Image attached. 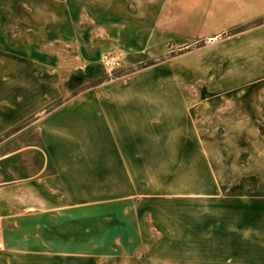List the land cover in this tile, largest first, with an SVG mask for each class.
<instances>
[{"label": "crops", "instance_id": "crops-1", "mask_svg": "<svg viewBox=\"0 0 264 264\" xmlns=\"http://www.w3.org/2000/svg\"><path fill=\"white\" fill-rule=\"evenodd\" d=\"M260 20L264 0H0V264L98 262L44 238L74 236L108 152L195 157L180 264H264V23L238 30Z\"/></svg>", "mask_w": 264, "mask_h": 264}, {"label": "rangeland", "instance_id": "rangeland-1", "mask_svg": "<svg viewBox=\"0 0 264 264\" xmlns=\"http://www.w3.org/2000/svg\"><path fill=\"white\" fill-rule=\"evenodd\" d=\"M152 63L146 61L140 68ZM118 153L120 157L107 153L106 188L85 190L88 195L78 200L91 203L75 204L74 236L44 239L58 246L74 245L76 255L81 256L88 246L96 245L101 250L96 264H180L179 253L167 250L180 243L179 213L193 206L180 203L194 197L189 188L194 185V174L180 168L195 164V157L189 152ZM120 161L124 169L121 182L115 171Z\"/></svg>", "mask_w": 264, "mask_h": 264}, {"label": "built area", "instance_id": "built-area-1", "mask_svg": "<svg viewBox=\"0 0 264 264\" xmlns=\"http://www.w3.org/2000/svg\"><path fill=\"white\" fill-rule=\"evenodd\" d=\"M99 62L103 70L110 74L112 71L121 67V62L119 58L115 54H111V53L103 54L100 57Z\"/></svg>", "mask_w": 264, "mask_h": 264}, {"label": "trees", "instance_id": "trees-1", "mask_svg": "<svg viewBox=\"0 0 264 264\" xmlns=\"http://www.w3.org/2000/svg\"><path fill=\"white\" fill-rule=\"evenodd\" d=\"M264 23V20H260V21H258V22H255L254 24H252V26H256V25H260V24H263ZM244 30V29H243ZM240 31H242V30H240ZM259 131H260V134L263 136V138H264V127H263V125H260L259 126Z\"/></svg>", "mask_w": 264, "mask_h": 264}]
</instances>
